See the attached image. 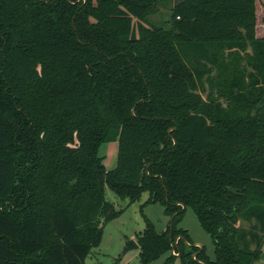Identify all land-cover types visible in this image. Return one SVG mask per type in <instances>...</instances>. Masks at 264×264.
Listing matches in <instances>:
<instances>
[{
    "label": "trees",
    "instance_id": "obj_1",
    "mask_svg": "<svg viewBox=\"0 0 264 264\" xmlns=\"http://www.w3.org/2000/svg\"><path fill=\"white\" fill-rule=\"evenodd\" d=\"M165 1L0 0V264H89L120 214L106 187L130 202L148 192L170 216L136 236L139 264L262 256L256 0H178L151 21ZM186 207L214 259L178 227Z\"/></svg>",
    "mask_w": 264,
    "mask_h": 264
},
{
    "label": "rangeland",
    "instance_id": "obj_2",
    "mask_svg": "<svg viewBox=\"0 0 264 264\" xmlns=\"http://www.w3.org/2000/svg\"><path fill=\"white\" fill-rule=\"evenodd\" d=\"M178 0H166L160 6V12L151 17L153 22H160L169 17L170 7ZM257 38L264 39V0H256V34ZM117 141L103 143L99 148V155L103 157V163L107 169H112L117 161ZM105 197L111 201L120 214L107 222L103 228L101 242L92 248L90 255L86 258L89 264H139V247L124 251L126 242L130 239L136 240V236L143 232L147 221L152 223L155 230L160 232L166 229L170 222V216L164 213V207L158 203H145L148 192L142 193L139 200L130 202L115 195L108 187L105 188ZM240 225L247 227L248 223L240 221ZM178 227L187 230L190 240L198 246H203L205 253L210 259H214V245L210 234L199 224L193 210L186 207ZM175 256L178 252L170 250ZM168 256V252L158 257L151 264H161ZM167 264H181L180 259H175ZM253 264H264V243L262 245V256Z\"/></svg>",
    "mask_w": 264,
    "mask_h": 264
},
{
    "label": "water",
    "instance_id": "obj_3",
    "mask_svg": "<svg viewBox=\"0 0 264 264\" xmlns=\"http://www.w3.org/2000/svg\"><path fill=\"white\" fill-rule=\"evenodd\" d=\"M138 247H139L138 243L130 239L126 242L124 251L126 252L130 248H138Z\"/></svg>",
    "mask_w": 264,
    "mask_h": 264
}]
</instances>
